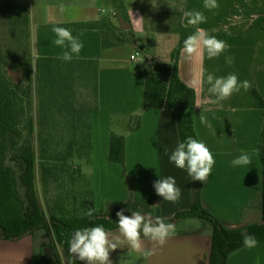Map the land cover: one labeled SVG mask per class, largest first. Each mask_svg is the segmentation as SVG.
<instances>
[{
	"label": "crops",
	"instance_id": "obj_1",
	"mask_svg": "<svg viewBox=\"0 0 264 264\" xmlns=\"http://www.w3.org/2000/svg\"><path fill=\"white\" fill-rule=\"evenodd\" d=\"M13 1L15 4L16 0ZM123 1L126 17L115 16L113 0H26L30 16L26 15L24 21L30 32L29 52L33 63L29 65L34 66V76L27 78V70H23L22 79L17 82L19 95L27 97L32 86L36 110L43 89L51 93L54 89L58 94L64 84L78 85L71 82V77L76 79L81 72L85 74V98H90L92 88L96 94L99 92V109H94L98 111L92 116L90 161L82 168L90 180L96 211L115 212L131 201V212L152 214L165 221L175 219L176 227L181 219H192L176 216L192 207L196 181L169 159L181 142L178 114L171 108L146 107V69L149 60L173 62L171 51L181 42L179 29L194 28L187 23L184 13L202 12L206 22L198 27L228 45L214 59H208L203 48L199 56L187 58L181 51L179 57L180 78L197 93L195 118L199 141L205 143L216 160L202 187V202L225 226L244 227L254 223L264 213V161L259 152L264 108L256 101V92L264 98V0H217L219 7L212 10L204 7V0ZM107 17L122 25L120 35L135 40L104 47L100 29L74 25ZM54 27H65L79 37L84 45L79 57L73 56L70 62L61 58L64 49L53 43ZM41 57L57 59L50 64L57 68L56 88L52 85H55L53 77L46 82L49 86L46 89L37 75L36 63ZM26 61L30 60H18L17 65L27 64ZM209 73L216 77L236 74L240 82L249 81L251 88L248 91L241 88L230 98L215 103L216 97L208 92ZM203 109L211 128L200 123ZM138 113H142L141 126L129 131L131 119ZM113 131L127 135L132 196L122 164L110 160ZM245 153L250 155L252 164L233 166L231 161ZM33 159L30 157L25 165L7 158L6 165L0 167V264H60L54 256L53 237L46 229L16 239L3 235L5 228L25 226L32 219L36 204H42V190L34 183L40 181L39 165ZM20 165L25 169L21 173L17 171ZM20 175H24L22 180L18 179ZM168 176L174 177L181 189L178 203L164 201L154 189L155 181ZM109 233L111 238L123 241L121 247L110 253L113 264H210L214 229L190 234L175 232L163 246L142 237L139 251L128 246L120 236L119 227ZM257 241L255 248L243 246L233 251L228 264H264V240ZM148 250L154 254L145 258L143 252Z\"/></svg>",
	"mask_w": 264,
	"mask_h": 264
},
{
	"label": "trees",
	"instance_id": "obj_2",
	"mask_svg": "<svg viewBox=\"0 0 264 264\" xmlns=\"http://www.w3.org/2000/svg\"><path fill=\"white\" fill-rule=\"evenodd\" d=\"M117 9L115 16H127V9L123 0H113ZM19 6V7H15ZM14 7L17 13L27 15L28 4L26 0H16ZM16 14V13H15ZM17 15V14H16ZM78 27L100 29L103 33V46L109 47L125 41L135 40V37L120 35L122 25L117 24L112 18H103L98 21L77 23ZM195 28L182 26L179 29L181 42L174 53L173 62L164 63L149 60L146 69V107L171 108L178 114V125L181 142L188 137L199 140L196 130L195 107L197 100L196 90L186 84L179 75V57L184 46V40L192 35ZM1 41V36H0ZM22 60H30L20 63L18 68L27 70V78L33 79L34 66L30 52ZM54 58L41 57L37 60V75L45 83L46 89L49 86L46 82L57 72L53 67ZM81 78L85 74L81 72ZM69 84V85H68ZM14 75L8 67L2 50L0 48V152L6 153L15 142L31 140L37 144L39 162L43 175V182L46 190L56 187L60 192L59 198L50 206L45 208L42 204H36L31 220L19 228H5L3 235L8 239L21 238L25 234L33 233L39 229H46L53 237L57 259L60 264H82L74 259L69 251V242L77 229L103 225L109 232L117 229L120 210L125 215L131 216V201L127 202L115 212L99 214L95 209L93 192L90 180L83 172L80 162L90 161L93 137V113L98 110H85L84 108L73 107L65 110L70 103L69 94L61 96L52 90L50 101L45 98L39 100L34 110L33 87L27 97H21ZM72 88V89H71ZM66 90L76 93L73 84L67 83ZM75 90V91H74ZM99 92H97L98 94ZM47 94L44 89L42 96ZM60 94V96H59ZM96 94V98H97ZM56 96V97H54ZM58 100L61 108H51ZM257 105L264 108V98L256 92ZM37 102V99H36ZM52 104H51V103ZM99 102V99H98ZM98 106V103H97ZM95 109H99V106ZM43 111L49 113V118L43 116ZM142 113H138L131 119L129 131L138 129L141 126ZM259 152L264 161V126L259 144ZM110 160L122 164L125 176L130 185L131 196L134 192L132 179L128 171L127 162V135L112 133L110 146ZM84 166V164H83ZM87 183L90 187L87 188ZM204 183L196 181L194 189V202L190 209L180 212L176 218L202 217L213 224L214 234L212 240V251L210 264H228L230 254L243 247L242 233H248L257 240H264V213L261 218L244 227H229L207 209L202 202V187ZM264 201V197H263ZM90 208L95 209L94 215H87ZM143 214V212H141ZM175 220V219H174ZM174 220L165 221L173 223Z\"/></svg>",
	"mask_w": 264,
	"mask_h": 264
},
{
	"label": "clouds",
	"instance_id": "obj_3",
	"mask_svg": "<svg viewBox=\"0 0 264 264\" xmlns=\"http://www.w3.org/2000/svg\"><path fill=\"white\" fill-rule=\"evenodd\" d=\"M204 7L212 10L217 9L219 4L217 0H204ZM60 11H64V6H60ZM187 17V23L195 28L192 35H189L184 40L182 55L187 58L199 56L201 49H205L208 59L219 57L226 51L228 45L225 41L209 36L206 32L198 27V25L206 22V17L200 11H188L184 13ZM55 33L53 43L64 49L61 58L65 61H71L73 56L79 57L84 45L79 37L74 36L71 30L65 27H54L52 30ZM229 63L232 60L229 59ZM208 92L216 97L215 103H220L230 98L234 93L240 92L241 88L248 91L251 88V83L247 80L240 82L236 74H229L226 77H216L209 73L207 75ZM197 107H200L197 105ZM204 109L200 115V123L207 128H211V123L208 117L204 115ZM165 154L168 149L165 148ZM170 161L177 168L185 169L193 181L205 183L216 163L215 157L205 143L188 137L186 141L179 142L178 146L172 151ZM233 166H248L252 164V159L249 154L245 153L231 161ZM158 175V174H157ZM156 194L163 198L164 201L178 203L182 192L176 186V180L172 176L160 178L154 182ZM159 203L153 206H158ZM95 209L90 208L87 215L92 217ZM118 217V226L120 236L124 241H127L128 246L132 250H141L143 239L153 242L155 245L163 246L168 239L175 234L176 228L174 223H166L159 216L152 214L142 215L141 212H132L131 216H127L124 210L116 213ZM243 244L246 248H255L258 244L255 236L242 233ZM119 238H111L110 233L103 225L94 227H86L77 229L72 239L69 242V251L74 259L84 262V264H113L110 259V253L121 247ZM154 254L153 250L144 251L143 255L148 258Z\"/></svg>",
	"mask_w": 264,
	"mask_h": 264
},
{
	"label": "rangeland",
	"instance_id": "obj_4",
	"mask_svg": "<svg viewBox=\"0 0 264 264\" xmlns=\"http://www.w3.org/2000/svg\"><path fill=\"white\" fill-rule=\"evenodd\" d=\"M13 2H14L13 0H0V36H1L0 48L2 50L6 62L8 63V67L10 71L14 75V80L17 84V82L21 81L23 76L22 69L17 67L18 64L17 61L21 60L26 54L29 53L31 38H30L28 23L24 21V19H26L27 17H25V15L14 14L15 11H17V8L15 7H19V6L13 7L14 4ZM25 12H27V15L30 16V10L29 12L26 10ZM175 47L171 51L173 56L174 53L177 52L179 46H177L176 48ZM71 79H72L71 82L75 81L78 83V85L74 86V88L77 89V92L73 94L71 93L70 90L64 89L66 84L62 86V89L60 91L61 96H64L65 94H69L68 98L70 99L71 104L68 107H66L65 110H68L69 108H73V107H78V108L85 107V110L87 109L94 110L97 106L95 89L92 88V94H90L89 96L90 98H85L87 97V95H85L86 93L85 78L78 77L76 79H73L71 77ZM54 81H55V85L53 83L52 85L54 86V88H56L57 80L54 79ZM53 91L55 90L53 89ZM50 96L51 93L47 91V94H44L42 96L43 103L46 97L47 100L50 101L49 99L51 98ZM51 108H56L58 110L61 108V105L58 103L57 99L55 104L54 105L52 104ZM43 116L44 117L47 116L49 118V113L43 111ZM15 143L16 144L13 145L10 149H8L6 153L0 152V167L6 165L4 161H6L7 158H10L12 161H16V162L18 161L20 162V164L28 165L29 158L34 157L32 161H35L37 167L39 165V178H40V181L34 180V183H36L42 190L41 200L43 206L47 209H50V206H52V204L59 198L60 192L59 190L57 192L55 186L52 187V189H49V191L46 190V185L43 182L41 163L39 162V152H38L37 144L28 139L27 141L23 140ZM80 164L81 167H83L85 161H83V163L80 162ZM24 170L25 169H23L20 165V168L17 171L21 173ZM23 176L24 175L22 176L20 175L18 179L22 180ZM87 185H88L87 188L90 187L88 183ZM175 228H176L175 232H178L179 234H184L185 232L186 234H190L191 232L207 231L209 229L210 230L214 229L213 224L211 222H209L205 218L198 216L192 217V219H181V221L176 225ZM189 240H191L192 242V238ZM25 243L27 244V242ZM54 251L56 253V250ZM54 256L57 257V255Z\"/></svg>",
	"mask_w": 264,
	"mask_h": 264
},
{
	"label": "built area",
	"instance_id": "obj_5",
	"mask_svg": "<svg viewBox=\"0 0 264 264\" xmlns=\"http://www.w3.org/2000/svg\"><path fill=\"white\" fill-rule=\"evenodd\" d=\"M138 55H139V54H138ZM133 58H136V56L134 55ZM32 158H33V157H31V159H32Z\"/></svg>",
	"mask_w": 264,
	"mask_h": 264
},
{
	"label": "water",
	"instance_id": "obj_6",
	"mask_svg": "<svg viewBox=\"0 0 264 264\" xmlns=\"http://www.w3.org/2000/svg\"><path fill=\"white\" fill-rule=\"evenodd\" d=\"M144 215H146V214H144Z\"/></svg>",
	"mask_w": 264,
	"mask_h": 264
}]
</instances>
